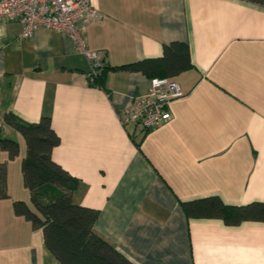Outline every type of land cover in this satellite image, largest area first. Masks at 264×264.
Here are the masks:
<instances>
[{
	"label": "crops",
	"instance_id": "crops-1",
	"mask_svg": "<svg viewBox=\"0 0 264 264\" xmlns=\"http://www.w3.org/2000/svg\"><path fill=\"white\" fill-rule=\"evenodd\" d=\"M101 14L86 24L87 47L106 68L89 83L90 64L64 32L0 20V264H61L40 229L16 215L29 203L20 133L4 115L50 116L60 142L51 157L78 179L72 199L96 208L93 229L136 264H264V221L225 224L187 217L181 201L218 195L230 204L264 201V5L246 0H89ZM187 41L192 67L173 77L184 94L170 118L140 132L119 118L150 77L115 68L160 56ZM10 170L14 177L10 176ZM14 182V184H13Z\"/></svg>",
	"mask_w": 264,
	"mask_h": 264
},
{
	"label": "trees",
	"instance_id": "trees-1",
	"mask_svg": "<svg viewBox=\"0 0 264 264\" xmlns=\"http://www.w3.org/2000/svg\"><path fill=\"white\" fill-rule=\"evenodd\" d=\"M264 5V0H246ZM192 67L187 41L171 40L163 44L160 56L146 57L115 68L139 70L150 78L170 77ZM106 63L95 74L97 84ZM92 83V84H93ZM5 121L22 136L25 151L20 160L24 186L29 191V203L23 199L12 201L16 215L23 216L33 229H40L49 251L61 264H136L93 229L98 210L76 203L72 193L78 179L68 173L51 157L60 137L51 124L50 116L42 115L37 121L27 122L12 112ZM0 149L14 158L18 142L1 134ZM5 165H0V192L4 193ZM187 217L220 218L225 224L238 225L244 221H264V201L230 204L218 195H208L181 201Z\"/></svg>",
	"mask_w": 264,
	"mask_h": 264
},
{
	"label": "built area",
	"instance_id": "built-area-1",
	"mask_svg": "<svg viewBox=\"0 0 264 264\" xmlns=\"http://www.w3.org/2000/svg\"><path fill=\"white\" fill-rule=\"evenodd\" d=\"M100 18V12L89 0H0V20L22 23L19 39L29 38L40 26L66 33L90 64L86 73L89 83L94 82L95 74L104 65V52L87 47L84 31L87 23ZM183 94L173 78L153 77L148 92L134 97L121 110L120 121L140 132L149 131L170 118V103Z\"/></svg>",
	"mask_w": 264,
	"mask_h": 264
},
{
	"label": "rangeland",
	"instance_id": "rangeland-1",
	"mask_svg": "<svg viewBox=\"0 0 264 264\" xmlns=\"http://www.w3.org/2000/svg\"><path fill=\"white\" fill-rule=\"evenodd\" d=\"M2 135H3V134H2ZM4 137H5V136H4ZM6 137H7V138H10L9 136H6ZM11 139H12V138H11ZM17 156H18V154H17L13 159L16 160ZM11 172H12V173H11ZM10 173H11L10 176L14 177V172L10 170ZM13 184H14V182H13ZM4 188L6 189V185H5ZM1 193H2V191H1ZM6 195H7L6 192H5V193H2V196H6Z\"/></svg>",
	"mask_w": 264,
	"mask_h": 264
}]
</instances>
